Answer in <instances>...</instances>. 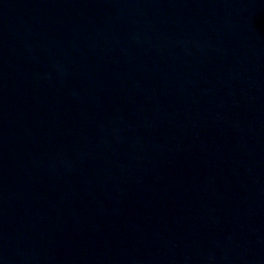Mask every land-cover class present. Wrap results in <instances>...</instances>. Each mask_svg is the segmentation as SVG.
I'll return each mask as SVG.
<instances>
[{"label": "water", "instance_id": "95a60500", "mask_svg": "<svg viewBox=\"0 0 264 264\" xmlns=\"http://www.w3.org/2000/svg\"><path fill=\"white\" fill-rule=\"evenodd\" d=\"M0 264H264V0H0Z\"/></svg>", "mask_w": 264, "mask_h": 264}]
</instances>
